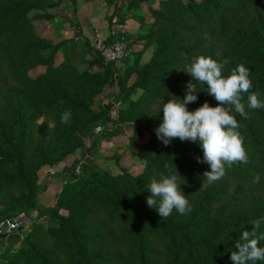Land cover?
Segmentation results:
<instances>
[{
    "label": "trees",
    "instance_id": "obj_1",
    "mask_svg": "<svg viewBox=\"0 0 264 264\" xmlns=\"http://www.w3.org/2000/svg\"><path fill=\"white\" fill-rule=\"evenodd\" d=\"M70 1L77 12L76 0ZM142 1L147 0H133L128 9ZM157 1L145 36L158 43L151 57L141 64V52L136 51L118 67L120 60L105 62L97 51L88 20L77 31L80 42H52L36 33L32 18H54L49 10L62 0H0V199L9 201L10 191L21 186L27 196L19 204L24 209L36 204V167L82 147L78 133L85 136L98 125V115L90 108L92 96L106 85L116 86L123 99L140 90L135 103L142 107L147 120L143 128L149 132L144 142L135 144L145 163L139 174L123 170L112 175L86 162L84 176L78 177L70 168L57 195L56 224L32 230L25 248H17L0 264H232L240 234L252 231L255 220L262 221L264 231V108H247L244 94L248 118L230 113L240 125L248 162L226 166V174L213 184L203 177L209 165L197 163L196 157L203 158L197 143L176 138L164 146L154 129L162 122L163 103L184 98L192 77L183 71L193 56L228 59L225 76L243 63L250 69V92L264 102V0ZM89 54L88 69L78 71L75 58ZM36 67L42 69L34 72ZM196 91L198 99L187 105L189 111L205 102L219 106L207 85L196 82ZM39 110L56 116L57 127L49 138L45 127L35 132ZM65 110L72 113L67 124L60 119ZM165 164L175 165L180 175L178 184L192 209L186 215L174 209L162 219L146 204V187L154 176L166 174ZM257 176L259 182H254ZM58 209L67 210V216ZM258 246L264 247V240Z\"/></svg>",
    "mask_w": 264,
    "mask_h": 264
},
{
    "label": "rangeland",
    "instance_id": "obj_2",
    "mask_svg": "<svg viewBox=\"0 0 264 264\" xmlns=\"http://www.w3.org/2000/svg\"><path fill=\"white\" fill-rule=\"evenodd\" d=\"M132 1L76 0L77 12H74L71 1L62 0L57 7L49 10L55 16L54 18H32V24L40 37L52 42L70 38H73L75 42H80L82 38L79 35L76 37L77 31L79 26L85 25V21L88 20L87 22L92 24L96 30V48L103 60L119 54V59H121L118 62L119 67L122 66L123 61H131L134 53L140 51V63L142 64L149 60L158 44L156 41L148 42L145 39L153 18L151 8L157 7L158 1H142L137 8L128 9ZM61 58V54H58L57 62ZM90 58H92L90 54L75 58V68L78 71L87 70ZM41 69V67H36L34 72ZM93 69L97 68L94 66ZM134 78L133 73L125 82V89L129 87ZM15 91V88L10 90L11 93ZM122 95L117 91L116 86L110 85H106L93 94L90 108L98 115L96 119L98 125L91 130L87 129L85 136L78 133L83 140L80 149L66 154L61 160H55L51 164L42 163L36 167L34 184L37 201L33 207L24 209L19 204L27 196L21 186L14 187L10 191L9 201L5 202L2 198L0 199V221L10 219L18 220L20 223L17 231L0 235V260L7 259L14 250L21 246L25 248V241L28 240L26 238L32 230H43L51 224H56L54 209L57 195L68 176L64 171L60 172L62 163L72 164L71 168H75L78 177L84 176L83 166L86 162H91L96 168L107 170L112 175L120 174L123 170L132 175L143 171L144 159L137 151L135 144L144 142L149 137V132L143 128L147 120L142 107H138L139 104L135 103L139 99L140 90L130 92L128 99H123ZM149 106L151 108V105ZM122 108L125 111L120 117L119 111ZM35 121L36 133H39L41 127L46 128L45 138H49L56 130L57 120L53 114L39 110ZM114 129L116 132L113 131ZM36 156L34 155L31 165L34 164ZM76 159L79 160L75 162ZM12 169V165L8 166V171L11 172ZM58 213L66 216L68 214L65 209H58Z\"/></svg>",
    "mask_w": 264,
    "mask_h": 264
},
{
    "label": "clouds",
    "instance_id": "obj_3",
    "mask_svg": "<svg viewBox=\"0 0 264 264\" xmlns=\"http://www.w3.org/2000/svg\"><path fill=\"white\" fill-rule=\"evenodd\" d=\"M228 59L222 62L205 57L193 56L183 72L192 77L185 86L183 99H169L162 105V122L155 129L157 139L164 146L170 145L173 139L197 143L203 151V158L196 157L197 163L207 164L210 171H205L203 177L208 184L219 181L226 174V166L232 167L237 162L247 163L248 157L244 141L238 131L240 125L232 113L235 111L245 119L244 94L247 95V108L255 110L264 108V102L258 99L257 92H250L253 87L250 69L243 63L231 69L230 74L223 75ZM194 81V82H193ZM196 82L207 85V92L218 102L219 106L211 107L205 102L194 111H189L187 105L197 101ZM72 118L70 110L61 114V122L69 123ZM165 172L155 176L147 185L150 195L146 199L149 208L157 211L162 219L168 218L175 209L181 215L191 212V205L181 191L178 180L180 175L176 166L165 164ZM254 182H259L257 176ZM261 220L252 222V231H243L235 242L231 252L232 264H249V262L264 261V247H259L264 240V231H260Z\"/></svg>",
    "mask_w": 264,
    "mask_h": 264
},
{
    "label": "built area",
    "instance_id": "obj_4",
    "mask_svg": "<svg viewBox=\"0 0 264 264\" xmlns=\"http://www.w3.org/2000/svg\"><path fill=\"white\" fill-rule=\"evenodd\" d=\"M114 54V53H113ZM119 54H114L111 56V58L109 59H104L106 62H110V61H117V60H121L119 59ZM20 227V223L18 220H2L0 221V235L3 234H9L13 231H17Z\"/></svg>",
    "mask_w": 264,
    "mask_h": 264
},
{
    "label": "crops",
    "instance_id": "obj_5",
    "mask_svg": "<svg viewBox=\"0 0 264 264\" xmlns=\"http://www.w3.org/2000/svg\"><path fill=\"white\" fill-rule=\"evenodd\" d=\"M91 26L94 28V26L92 24H91ZM94 30H95V28H94ZM95 33H96V30H95ZM68 167L71 168L72 164L71 165H67V164H63L62 163L61 164V168H60V172L64 171V173H68V171H69Z\"/></svg>",
    "mask_w": 264,
    "mask_h": 264
}]
</instances>
